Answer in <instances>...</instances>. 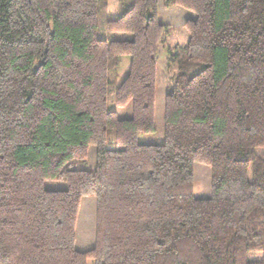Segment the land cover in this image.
<instances>
[{"label": "trees", "instance_id": "1", "mask_svg": "<svg viewBox=\"0 0 264 264\" xmlns=\"http://www.w3.org/2000/svg\"><path fill=\"white\" fill-rule=\"evenodd\" d=\"M0 0V264H264V0H163L195 12L154 131L157 0ZM130 56L107 107L117 56ZM121 149H109L108 131ZM96 147L94 170L69 169ZM211 167L207 198L193 163ZM56 183L64 187L52 188ZM94 245L75 248L81 199Z\"/></svg>", "mask_w": 264, "mask_h": 264}, {"label": "rangeland", "instance_id": "2", "mask_svg": "<svg viewBox=\"0 0 264 264\" xmlns=\"http://www.w3.org/2000/svg\"><path fill=\"white\" fill-rule=\"evenodd\" d=\"M157 19L165 24L163 38L158 48L156 89L154 102V131L140 132L137 141L141 144H161L164 140V103L166 93L172 86L174 74L178 71L181 63L185 61L186 55L183 46L189 41V32L184 26L187 19H195V12L183 7H164L163 0H157ZM122 13V7L118 0H107V7L99 12L97 36L103 39L130 40L132 34L129 32H109L106 28V21L116 18ZM130 56H117V69L111 76L107 95V107L114 110L120 118L132 117V102L129 101L123 106L115 103V90L125 78L129 71ZM109 149H121L122 146L113 142L114 131H108ZM96 167V147L89 145L87 156L84 160L76 161L68 165L69 169L94 170ZM194 186L193 193L197 198H207L211 192V167L202 162L193 163ZM52 188L64 187L56 183L48 184ZM95 197L87 195L82 197L77 221L75 225V248L85 251L93 247L95 236ZM87 264H93L89 260Z\"/></svg>", "mask_w": 264, "mask_h": 264}]
</instances>
